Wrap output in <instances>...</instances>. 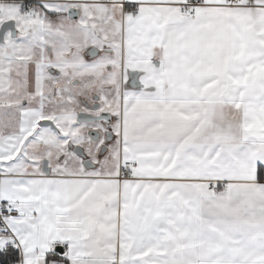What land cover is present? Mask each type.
I'll return each mask as SVG.
<instances>
[{"label": "snow or ice", "instance_id": "snow-or-ice-1", "mask_svg": "<svg viewBox=\"0 0 264 264\" xmlns=\"http://www.w3.org/2000/svg\"><path fill=\"white\" fill-rule=\"evenodd\" d=\"M0 264H264V0H0Z\"/></svg>", "mask_w": 264, "mask_h": 264}]
</instances>
